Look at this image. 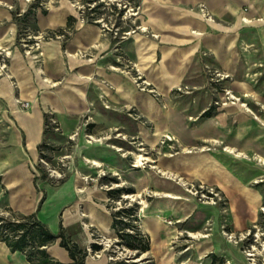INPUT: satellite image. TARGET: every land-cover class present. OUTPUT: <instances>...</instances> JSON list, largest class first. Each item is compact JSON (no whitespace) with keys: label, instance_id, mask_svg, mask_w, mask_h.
I'll use <instances>...</instances> for the list:
<instances>
[{"label":"crops","instance_id":"crops-1","mask_svg":"<svg viewBox=\"0 0 264 264\" xmlns=\"http://www.w3.org/2000/svg\"><path fill=\"white\" fill-rule=\"evenodd\" d=\"M138 2L141 32L116 39L97 25L82 22L67 0L32 10L25 0H0V48L6 58V70L0 74V119L4 124H0V205L24 215L38 209L42 196L34 182L33 165L44 139L45 115L52 114L62 134L68 136L82 129L85 118L97 127L121 130L143 147L156 146L169 136L171 140L166 141L177 146L178 153L159 154L156 166L160 176L127 165L113 171L124 174L133 188L141 183L143 189L154 193L172 194H158L153 208L165 215L171 213L167 216L175 221V231H198L209 216L217 231L222 213L218 206L197 204L183 186L160 170L217 188L227 200L232 230L245 231L259 221L258 210L264 200V113L251 116L248 112H252L238 106H211V90L196 88L183 100H173L171 93L186 81H193V88L201 86L203 62L230 75L227 86L237 96L253 92L249 80H264V0ZM20 30L29 35L19 38ZM54 32L66 35L44 37ZM134 65L149 86L162 94L164 103L138 88L127 72ZM258 89L255 96H260L263 105L264 89L262 85ZM20 102L27 103L26 109H21ZM132 111L143 120L124 124L108 115ZM115 142L126 146L122 139ZM226 147L245 156H236ZM102 153L103 149L95 160L99 161ZM74 191L67 185L65 196L44 195L38 218L54 234L60 226L67 230L74 224L72 213L61 215L66 201L76 195ZM149 215L143 219L142 229L150 240L148 254L156 264H201L196 258L210 254L231 264V244L216 233L198 240L194 250L191 245L179 253L166 251L172 240L167 231L173 227L154 213ZM72 239L85 247L80 238ZM159 241L165 251H153L152 242ZM48 252L56 260L70 261L59 239ZM208 259L206 264H211ZM0 264L30 263L24 254L12 252L0 242ZM86 264H91L87 258Z\"/></svg>","mask_w":264,"mask_h":264},{"label":"rangeland","instance_id":"rangeland-1","mask_svg":"<svg viewBox=\"0 0 264 264\" xmlns=\"http://www.w3.org/2000/svg\"><path fill=\"white\" fill-rule=\"evenodd\" d=\"M29 8H51L60 3V0H25ZM70 7L76 12L77 16L82 22L92 23L100 27L103 31L111 33L116 39H120L122 36H127L126 33L136 34L141 32L142 19L138 15L140 14V4L138 0H67ZM100 22V23H97ZM105 25V26H104ZM22 30L19 31V38H26L29 34ZM69 33V32H68ZM55 34H58L59 38H64L65 32L47 33L55 38ZM48 37H46L47 39ZM5 54L4 50L0 48V74L5 72ZM203 79L200 82L201 86L193 88V81H186L181 85L180 89L171 93V98L175 99H187L191 91H196L197 88L200 91H212L211 106H227L233 105L242 108L244 111L245 104L250 110L249 115H259L264 113L261 107L264 108L260 102V96L258 99L255 96L256 90L260 85L264 89V80L257 82L254 79H250L251 84L250 94L245 96H237L227 86L230 82V75L223 73L216 69L212 65L202 63ZM261 69L263 70L262 79H264V64ZM252 70V69H251ZM127 72L133 76H142V72L134 65L129 66ZM251 72L248 69V73ZM141 81H139L140 83ZM232 82V81H231ZM258 87V88H257ZM147 90H150L152 96L164 103L162 94L157 91L153 86H147ZM214 91V92H213ZM228 92H231L239 100H235L230 97ZM264 100V92L263 97ZM25 104V106H23ZM21 109H26L27 103H19ZM49 116L55 117L52 114ZM114 120H118L124 124H127L131 119L143 120L140 115L135 112H128L123 114H108ZM56 120V119H55ZM83 120V119H82ZM82 129L76 130L72 134L63 135L62 129L57 123L59 128L55 131L50 128H46L44 125V139L48 142L50 149L38 148V158L36 164L33 165V173L37 178L38 191L40 196H48L54 193L56 196L64 195L67 185L72 186L76 195L70 198L71 200L65 204L64 211H68L74 216V224L68 227V234L74 239L79 240L85 245L88 252L87 260L89 262L97 264H108L110 262L126 261L135 262V254L132 250L128 249L117 235L116 230L111 226L113 222V215L117 212L120 213L118 218L121 220V224L118 225V229H124L125 231H131V226H136L142 234L147 235L146 231L142 229L144 213L145 216L149 213H154L157 217H160L166 224L172 225V230H168L167 233L172 240L170 241V247L166 248V251H174L179 253L185 251L192 245V250L196 248V243L216 233V235L222 237L225 242H229L231 245L229 249L228 257L231 259V264H264V200L259 208V221L251 228L245 231H233L229 221V211H221V224L220 227L215 230L212 216H209L201 228L198 230L201 233L207 235V237H200L198 239H192L190 233L197 231H175V221L171 217L167 216L171 214L169 211L157 212L158 208H153L157 205L158 196L153 190L142 187L141 183L137 184L136 188L131 187L127 182V177L119 171L118 174H114L112 168H121L122 166H128L129 169L136 167H144V170H153L158 177L161 174L157 171L156 161L160 153L166 151L169 154L178 153L177 146L171 142L166 141L165 136L159 141V144L151 147H143L135 137H130L128 134H124L121 130H115L111 128H104L96 126L92 120L85 118ZM0 124L4 125L2 119ZM101 127V128H100ZM46 130V132H45ZM122 139L126 146H118L116 139ZM43 139V140H44ZM120 147V148H119ZM103 149L102 158L99 159L101 163L100 167H96L92 160L96 159V155L100 154ZM115 152V153H113ZM135 153H138L144 157L150 158V163L147 161L142 166L136 165ZM43 156V157H42ZM125 164V165H124ZM136 166V167H135ZM155 166V168H154ZM117 172V171H116ZM125 173V172H124ZM45 175V176H44ZM182 178V177H181ZM184 179V178H183ZM187 181V180H186ZM188 184H193L188 182ZM120 184V186H116ZM264 184V183H262ZM141 185V186H140ZM207 188L213 186L202 184ZM264 188V185L262 186ZM133 188L131 192H124L121 189ZM214 188V187H213ZM121 190L117 191L116 190ZM187 196L193 199L197 204L202 206H217L204 203L202 201V194H192L189 189L192 188L188 185L184 187ZM216 191L220 192L217 188ZM194 192V189H192ZM140 193V197L143 198L148 204V207L141 211L142 205L140 200H132L125 197L127 194ZM221 196L224 197V195ZM41 197V198H42ZM66 198V197H65ZM64 198V200H66ZM225 198V197H224ZM41 200V199H40ZM226 200V198H225ZM227 202V200H226ZM219 205V204H218ZM152 206V207H150ZM227 207V206H226ZM152 215V214H151ZM0 216L10 217V214L6 211L3 204L0 205ZM129 223L130 225H125ZM175 225V226H174ZM215 231V232H214ZM231 235L233 238L228 239L224 235V232ZM180 232V233H178ZM245 235V239L240 237ZM242 234V235H241ZM199 240V241H198ZM153 251H165L162 247L163 242L159 241L154 244ZM91 244H97L100 246L98 250H93ZM171 248V249H169ZM151 250V246H150ZM210 257H202V259L196 261L201 264H206ZM222 258L225 264H229L227 260ZM177 260V259H176ZM218 261V260H217ZM216 261V264H217ZM219 262V261H218ZM139 264L150 263L156 264L152 254H148Z\"/></svg>","mask_w":264,"mask_h":264},{"label":"trees","instance_id":"trees-1","mask_svg":"<svg viewBox=\"0 0 264 264\" xmlns=\"http://www.w3.org/2000/svg\"><path fill=\"white\" fill-rule=\"evenodd\" d=\"M48 118L49 115H45V125L48 123ZM50 148L51 146L48 145V142H46L45 139L39 145L40 151ZM34 182L37 187L38 183L36 177L34 178ZM121 190L124 192L132 191L131 188ZM121 190H116V192ZM43 200L44 196L39 202L38 209L29 215L20 214L9 207H5L6 211L10 214V217L0 216V242L6 243L12 252H20L24 254L30 264H86V258L88 256L86 247L75 242L64 227L60 226L59 232L54 234L48 225L38 218V211ZM122 212L124 211L119 210V212L113 215L112 227L113 229H117V235L123 241L122 243L128 249L135 251V256L139 257L150 250L149 237L142 234L134 225L131 226V231L118 229V225L122 223L118 218V215ZM125 225L129 226L130 224L126 223ZM57 239H59V245L68 252L70 258L69 262L56 260L48 252V247L54 244ZM91 248L93 250H98L100 246L97 244H91ZM209 257L211 258V264H216L217 260L219 261H217V264H225V261L222 258L218 259L215 254H210ZM108 264L139 263H130L122 260L110 262Z\"/></svg>","mask_w":264,"mask_h":264},{"label":"built area","instance_id":"built-area-1","mask_svg":"<svg viewBox=\"0 0 264 264\" xmlns=\"http://www.w3.org/2000/svg\"><path fill=\"white\" fill-rule=\"evenodd\" d=\"M97 23H100V22H97ZM129 33L130 32H127L126 35H129ZM55 36L57 38L60 37L58 34H55ZM38 37H42V36H38ZM44 37H48V39L52 38V36H50V35H45ZM36 45L37 44H35V46ZM132 78H133L135 84L138 86V88H140L141 90H145V91L151 92L150 90L146 89L147 86H149V84H148V82L146 80L143 79V77H141V76L133 77L132 76ZM139 81H141V82L139 83ZM228 94H229V92H228ZM23 106H25V104H23ZM45 127L46 128H50L51 127V129H53L55 131L59 130V128L57 126V121L51 116H49L48 123L45 125ZM165 139L169 140V141L171 140V138L169 136H166V135H165ZM42 153H43V150H42ZM189 186L192 189H194V192H192V189L191 190L189 189L190 193H192V194H199V193L202 194L201 195L202 196V201L204 203L220 206L221 207V211L223 213L226 212V210H227V207H226L227 206V202H226L225 198L223 196H221V193L216 191L215 188H213V187L207 188V187H205L202 184H188V188H189ZM223 232H224V235L226 237H228L229 240H231L233 238L231 235L226 234L225 231H223ZM240 238H241V240L245 239V235L243 234V236L240 237Z\"/></svg>","mask_w":264,"mask_h":264},{"label":"bare ground","instance_id":"bare-ground-1","mask_svg":"<svg viewBox=\"0 0 264 264\" xmlns=\"http://www.w3.org/2000/svg\"><path fill=\"white\" fill-rule=\"evenodd\" d=\"M206 19H209V20H211L212 21V18H210L209 16H207L206 15ZM144 29V28H143ZM194 32V31H193ZM198 33V32H197ZM153 48V47H152ZM155 48V47H154ZM155 55V54H154ZM154 57V56H153ZM152 58V57H151ZM148 60V59H147ZM151 64V63H150ZM155 67V66H154ZM141 69H143V68H141ZM49 82V81H48ZM229 95H230V97L231 98H233V99H237V97H235L232 93H230L229 92ZM237 100H239V99H237ZM243 106L248 110V111H250L249 109H248V107L245 105V104H243ZM226 149L230 152V153H232V154H234V155H236V156H239V157H243V156H245V154L244 153H242V152H240V151H237L235 148H231V147H226ZM148 162V161H151L150 160V158L149 157H144V156H142V155H140V154H138V153H135V162H136V165H138V166H142V165H144V163L145 162ZM263 162H264V159L262 160ZM92 163L96 166V167H100L101 166V163L99 162V161H97V160H92ZM154 168H155V166H154ZM160 172L162 173V174H164V175H166L167 177H169V178H171V179H173L174 181L176 180L181 186H183V187H186L187 185H188V183H187V181L186 180H184L183 178H181V177H179L177 174H175V173H173V172H170V171H165V170H160ZM114 174L116 175V174H118L116 171H114ZM172 180V181H173ZM116 186H120V184H117ZM157 195L158 194H162V196L164 195V196H172V194H169V193H156ZM125 197H128V198H130V199H132V200H140V203H141V205H142V208H141V211L142 212H144V209L145 208H147L148 207V204L149 203H147L143 198H141L140 197V193H136V194H127V195H125ZM180 197V196H179ZM179 197H176V198H179ZM144 218H146V216H145V213H144ZM150 216V215H149ZM191 235H192V237L193 238H200V237H207V235L206 234H204V233H201V232H199V231H197V232H192V233H190ZM134 252V251H133ZM148 255V252H145V253H143L141 256H142V258L143 257H146ZM139 260V259H138Z\"/></svg>","mask_w":264,"mask_h":264},{"label":"water","instance_id":"water-1","mask_svg":"<svg viewBox=\"0 0 264 264\" xmlns=\"http://www.w3.org/2000/svg\"><path fill=\"white\" fill-rule=\"evenodd\" d=\"M136 252H134L135 254ZM145 257L142 258V256H139V257H135V262H140L144 259ZM139 259V260H138Z\"/></svg>","mask_w":264,"mask_h":264}]
</instances>
